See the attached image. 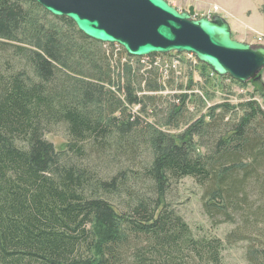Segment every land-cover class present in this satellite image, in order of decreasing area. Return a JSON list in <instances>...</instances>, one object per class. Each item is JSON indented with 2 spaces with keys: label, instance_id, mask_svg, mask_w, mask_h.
<instances>
[{
  "label": "trees",
  "instance_id": "trees-1",
  "mask_svg": "<svg viewBox=\"0 0 264 264\" xmlns=\"http://www.w3.org/2000/svg\"><path fill=\"white\" fill-rule=\"evenodd\" d=\"M114 46L34 0H0V264H224V241L198 234L168 202L186 177L211 215L250 209L255 192L260 234L249 257L264 264L260 103L223 102L194 118L195 94L182 93L159 110L148 101L163 96L144 92L162 90L165 64ZM197 63L205 87L224 89ZM57 125L69 134L61 150L45 138Z\"/></svg>",
  "mask_w": 264,
  "mask_h": 264
},
{
  "label": "rangeland",
  "instance_id": "rangeland-1",
  "mask_svg": "<svg viewBox=\"0 0 264 264\" xmlns=\"http://www.w3.org/2000/svg\"><path fill=\"white\" fill-rule=\"evenodd\" d=\"M166 1L180 11H189L190 6H194V17L196 19L221 15L232 23V38L253 46H264V0ZM261 38L262 43L260 41ZM114 45L116 52L121 50L120 45ZM103 47L108 52L111 50L109 44H104ZM151 60L154 61V65L165 64V67L161 70L159 79V82L163 83L162 90L158 92H144L148 95L158 94L163 96L158 100L148 101L152 107L157 106L159 110L166 111L167 109L165 108L168 104L174 101L173 95L182 93L191 95L194 93L193 98L195 101L189 103L186 108L189 115L194 118H198L200 115L206 113L208 106L223 102L239 104L251 98L257 100L264 110V96H262L264 91H262L258 84L249 81L245 83V86H242L234 82L233 78L230 79L229 76H224L221 79L217 78L219 82L224 84V89L213 88L210 84H208V87H205V79L200 74V67L194 55L172 52L167 55L164 54L163 57H144L140 62L148 65L151 63ZM131 64L137 65L135 60H132ZM171 65L174 68V74L169 70ZM261 75L262 79L259 82L264 83V70L261 72ZM145 76L147 78L148 75ZM171 76L173 78L170 80ZM191 79L195 83V86L192 90H189L187 86ZM206 91L210 93L211 99L205 97L204 92ZM199 96L205 99L206 105L198 103ZM138 108L139 106H135L134 109L138 110ZM156 114L159 115L158 113ZM184 128L185 126L182 125L179 129H171L170 133H179ZM45 138L52 142L57 150H61L66 147L69 141V134L64 125H57L46 131ZM107 165H110L111 169L115 168L113 162L104 163L101 167ZM251 195V199L245 203L251 206L250 209L243 208L238 204V208H227L225 214L211 215L207 212V207L205 206L208 200H205L203 196L202 187L194 178L186 177L172 184L168 193V202L198 234L214 235L224 241L225 247L222 253L224 264H255V261L249 255L254 254L255 247H258L257 243L259 240L257 238L260 232L255 231V207H257L255 205V192H252ZM239 209H242V211Z\"/></svg>",
  "mask_w": 264,
  "mask_h": 264
},
{
  "label": "water",
  "instance_id": "water-1",
  "mask_svg": "<svg viewBox=\"0 0 264 264\" xmlns=\"http://www.w3.org/2000/svg\"><path fill=\"white\" fill-rule=\"evenodd\" d=\"M48 12L67 17L88 37L121 45L128 54L189 53L218 76L260 81L264 46L232 38L221 15L196 19L195 7L180 11L166 0H34Z\"/></svg>",
  "mask_w": 264,
  "mask_h": 264
},
{
  "label": "crops",
  "instance_id": "crops-1",
  "mask_svg": "<svg viewBox=\"0 0 264 264\" xmlns=\"http://www.w3.org/2000/svg\"><path fill=\"white\" fill-rule=\"evenodd\" d=\"M229 20V19H228ZM229 22H230V24H231V26H232V23H231V21L229 20Z\"/></svg>",
  "mask_w": 264,
  "mask_h": 264
},
{
  "label": "built area",
  "instance_id": "built-area-1",
  "mask_svg": "<svg viewBox=\"0 0 264 264\" xmlns=\"http://www.w3.org/2000/svg\"><path fill=\"white\" fill-rule=\"evenodd\" d=\"M261 43H262V38L260 39ZM190 55V54H189Z\"/></svg>",
  "mask_w": 264,
  "mask_h": 264
},
{
  "label": "bare ground",
  "instance_id": "bare-ground-1",
  "mask_svg": "<svg viewBox=\"0 0 264 264\" xmlns=\"http://www.w3.org/2000/svg\"><path fill=\"white\" fill-rule=\"evenodd\" d=\"M190 55H192V54H190ZM193 56V55H192Z\"/></svg>",
  "mask_w": 264,
  "mask_h": 264
}]
</instances>
